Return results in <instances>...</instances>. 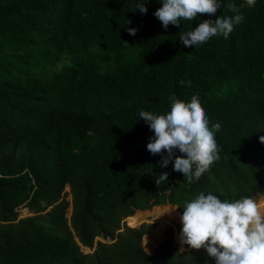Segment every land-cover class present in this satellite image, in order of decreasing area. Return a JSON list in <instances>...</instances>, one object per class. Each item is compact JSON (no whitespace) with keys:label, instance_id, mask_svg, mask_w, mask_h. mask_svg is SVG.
I'll list each match as a JSON object with an SVG mask.
<instances>
[{"label":"trees","instance_id":"trees-1","mask_svg":"<svg viewBox=\"0 0 264 264\" xmlns=\"http://www.w3.org/2000/svg\"><path fill=\"white\" fill-rule=\"evenodd\" d=\"M162 2L0 0V264H215L203 248L180 252L172 228L148 254L153 226L122 223L157 205L182 214L200 192L264 194V0L240 9L227 39L194 47L180 33L245 0H218L215 16L167 29L154 15ZM171 95L197 96L209 127L221 125L220 158L192 184L174 161L161 166L166 152L147 150L154 133L139 113H167Z\"/></svg>","mask_w":264,"mask_h":264},{"label":"clouds","instance_id":"clouds-1","mask_svg":"<svg viewBox=\"0 0 264 264\" xmlns=\"http://www.w3.org/2000/svg\"><path fill=\"white\" fill-rule=\"evenodd\" d=\"M255 3L256 0H245L240 7L228 4L227 8L233 15L218 16L215 20L205 19L194 30L180 33L179 40L185 47H194L218 35L227 39L234 28L245 19L240 9L245 5L254 7ZM162 5L154 15L165 29L170 24L180 27L181 20L191 21L198 14L215 16L220 8L218 0H163ZM136 8L142 14L147 13V8L141 2ZM130 23L131 21H128L127 24ZM128 31L133 36L137 33V29L130 28ZM185 83L191 86V81H180L181 85ZM169 101L170 110L165 114L156 115L148 111L139 113L140 119L145 121L154 133L147 144V150L152 155L163 156L166 152L167 155L163 156L160 162L161 166L167 167L174 161V171L181 173L184 181L192 184L220 158L215 133L221 125L217 122L209 127V120L197 96L185 103L171 95ZM260 142L264 143V136L260 137ZM177 150L180 153L178 156ZM167 180L168 173H162L156 179V184ZM67 188L69 186L65 187V196ZM69 203L71 204V201ZM69 209L72 211L71 205ZM26 211L29 216L32 215L28 209ZM126 219L122 223L123 227L136 228L144 224L130 227L124 225ZM179 219L182 225L179 233L180 244L194 250L205 249L208 256L215 260V264H264V214L261 205L254 198L244 196L229 201L221 200L212 193L200 192L191 201L185 202ZM149 232L150 230L147 234ZM98 241L104 242L102 239H96L95 246ZM80 248L82 252L84 249L89 250V253L83 252L84 254H91L95 250V247L82 245ZM181 250L183 251V247Z\"/></svg>","mask_w":264,"mask_h":264},{"label":"bare ground","instance_id":"bare-ground-1","mask_svg":"<svg viewBox=\"0 0 264 264\" xmlns=\"http://www.w3.org/2000/svg\"><path fill=\"white\" fill-rule=\"evenodd\" d=\"M261 211L263 212L262 205H261ZM179 217L180 214L176 211V207L168 206V207H154L153 209H151V211H147L146 213L138 212V214L135 215L134 217L132 218L128 217L130 219L128 218L127 219L129 223L128 226L130 227H135L138 224L146 221L147 219H150L149 221L154 222L155 225L157 224V227L154 230H152L149 234H147L143 238V242H142L143 247L151 250L153 248L155 249L157 244L163 239V231L166 224L171 220L172 222H180Z\"/></svg>","mask_w":264,"mask_h":264},{"label":"rangeland","instance_id":"rangeland-1","mask_svg":"<svg viewBox=\"0 0 264 264\" xmlns=\"http://www.w3.org/2000/svg\"><path fill=\"white\" fill-rule=\"evenodd\" d=\"M70 189L69 188H67V191H66V200L67 201H71V196H70V191H69ZM254 200H256L260 205H262V207H263V212H262V214L264 213V194H262V195H259V196H257L256 198H254ZM164 207H168V205L167 206H164ZM152 209V208H151ZM151 209H149L150 211H151ZM70 209H69V215H70ZM177 211V210H176ZM144 213V212H143ZM146 213V212H145ZM138 214V212L135 214V215H137ZM69 215H68V217H69ZM134 215V216H135ZM27 216H29V214H28V211H26V209H21L20 210V218H24V217H27ZM134 216H132V217H134ZM181 216V215H180ZM132 217H130V218H132ZM130 218H128V219H130ZM128 219L124 222V225H129V223H128ZM150 219H147L146 221H149ZM127 222V223H126ZM143 223H147V224H151V225H153V229L152 230H154L156 227H157V224L155 225V223L154 222H152V221H149V222H143ZM177 226H182L181 225V222L180 223H178V222H172V220L171 221H169L167 224H166V226H165V228H164V231H163V239L161 240V241H163V240H165L166 239V237H167V229L168 228H170V227H172L173 228V230H174V238H175V241L176 242H178L177 241V239H179V237H178V233H176V231L178 230V228H177ZM151 230V231H152ZM150 231V232H151ZM177 234V235H176ZM178 243H180V242H178ZM180 248H182V247H180ZM144 249H146L145 251L147 252V253H152L153 251V249H147V248H145L144 247ZM83 252H85V253H89V250H87V249H84L83 250Z\"/></svg>","mask_w":264,"mask_h":264},{"label":"crops","instance_id":"crops-1","mask_svg":"<svg viewBox=\"0 0 264 264\" xmlns=\"http://www.w3.org/2000/svg\"><path fill=\"white\" fill-rule=\"evenodd\" d=\"M154 207H164V206H153V208ZM152 208V209H153ZM177 210V209H176ZM147 211H150V210H145V211H139V210H136L135 211V213L132 215V216H134L137 212H147ZM178 212V211H177ZM180 214V213H179ZM180 215H182V214H180ZM131 217V216H130ZM144 222H146V221H144ZM147 222H149V221H147ZM143 223V222H142ZM178 223H180V222H178ZM145 224H147V223H145ZM170 228H172V227H170ZM177 228H182V226H177ZM169 229V228H168ZM168 229H167V231H168ZM173 229V228H172ZM152 229H150V231H151ZM150 233V232H149ZM176 233H178V230L176 231ZM167 234V233H166ZM177 235V234H176ZM174 230H173V240H174V242H175V244H177L178 245V248H179V250H180V252H183L185 249H184V246H182L180 243H178V242H176L175 241V238H174ZM179 237V236H178ZM169 239V235L167 234V237H166V239L165 240H163V241H160L158 244H157V246L155 247V249L162 243V242H164V241H166V240H168ZM177 241H179V239H177ZM142 247H143V243H142ZM180 247H183V251L181 250V248ZM143 249H144V247H143Z\"/></svg>","mask_w":264,"mask_h":264}]
</instances>
